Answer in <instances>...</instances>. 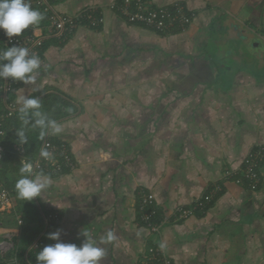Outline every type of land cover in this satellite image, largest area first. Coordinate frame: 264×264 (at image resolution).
Here are the masks:
<instances>
[{
	"label": "crops",
	"instance_id": "obj_1",
	"mask_svg": "<svg viewBox=\"0 0 264 264\" xmlns=\"http://www.w3.org/2000/svg\"><path fill=\"white\" fill-rule=\"evenodd\" d=\"M111 2L51 0L60 14L90 10L102 22L46 41L35 82L11 95L55 99L50 117L62 132L45 137L65 143L74 162L59 174L34 171L51 184L43 198L23 202L35 214L31 245L42 214L58 219L32 262L56 242L49 233L80 246L83 229L97 241L113 232L100 244L101 264H143L157 239L172 264H264V160L255 188L223 178L264 147V0H149L194 13L184 30L168 33L128 23ZM216 185L203 210L176 217ZM139 191L153 194L158 237L139 219ZM12 195L4 212L15 214Z\"/></svg>",
	"mask_w": 264,
	"mask_h": 264
},
{
	"label": "built area",
	"instance_id": "obj_2",
	"mask_svg": "<svg viewBox=\"0 0 264 264\" xmlns=\"http://www.w3.org/2000/svg\"><path fill=\"white\" fill-rule=\"evenodd\" d=\"M31 7L44 14V19L38 25H30L19 36H13L11 40L0 29V52L11 46H20L29 49V53L36 54L43 64L42 53L46 41L61 42L71 36L80 25L86 24L88 27H97L102 22V17L93 14L90 10H84L74 15H65L57 12L51 0H27ZM110 8L117 11L128 23L136 24L158 33H168L174 30L182 31L190 23L194 16L192 11L187 10L183 5L176 2L171 6H152L149 0H112ZM39 68V69H40ZM23 82L12 80L11 78H0V169L4 159L3 139L6 137L9 120L19 111L20 105L12 98L14 89ZM47 148L52 154L50 159L40 156L41 149ZM23 148L18 150L22 158L21 163L30 162L33 165V172L41 170L45 173L59 174L69 170L74 166L68 146L63 142H53L44 137L40 142L34 158L25 161ZM264 160V147L259 145L252 149L243 161V167L234 176L226 173L224 179H232L235 183L245 182L250 188H255L259 181L258 169ZM220 186H213L207 193L194 202L191 208H178L176 217L183 219L195 210H203L218 192ZM12 192L5 186L0 178V212L13 209ZM154 197L152 193L139 191L137 200V211L141 222H143L154 236L159 235L162 222L157 220V210L153 206ZM57 214H42L41 228L32 245L21 256L16 254L14 235L6 232L0 240V264H37L32 262L29 253L40 241L41 236L56 222ZM18 224L22 223L17 218ZM143 264H172L171 258L162 247L159 239L151 242L143 256Z\"/></svg>",
	"mask_w": 264,
	"mask_h": 264
},
{
	"label": "clouds",
	"instance_id": "obj_3",
	"mask_svg": "<svg viewBox=\"0 0 264 264\" xmlns=\"http://www.w3.org/2000/svg\"><path fill=\"white\" fill-rule=\"evenodd\" d=\"M43 19L44 14L33 9L27 0H0V29L4 30L10 40L13 36L19 37L30 25H38ZM40 66V58L34 53L30 54L29 49L25 47L14 45L0 52V78H11L31 84L35 82ZM17 102L21 105L19 112L23 125L28 126L30 117L34 118L32 126L41 130V138L47 134L62 132L55 120L40 111L39 98L26 97L21 89ZM16 136L21 145L28 143L24 128L18 129ZM51 155L47 148L41 149L42 158L50 159ZM19 171L21 177L15 184L18 197L24 201H32L36 197L43 198L42 193L50 187V179L43 174L34 175L30 162L23 163ZM80 234L86 239L77 246L75 243L62 242L59 230L49 233L48 238L56 242L44 246L36 254L37 264H101L102 259L107 256V250L100 244L113 241V232L109 230L99 241L94 239L89 231L82 229Z\"/></svg>",
	"mask_w": 264,
	"mask_h": 264
},
{
	"label": "rangeland",
	"instance_id": "obj_4",
	"mask_svg": "<svg viewBox=\"0 0 264 264\" xmlns=\"http://www.w3.org/2000/svg\"><path fill=\"white\" fill-rule=\"evenodd\" d=\"M42 112V110H40ZM43 113V112H42ZM20 114V113H19ZM9 122H11L9 120ZM32 123H34V118L30 117V124L28 126H24L22 120L20 119V116H17V119H14L13 125L17 126V128L21 129L24 128L25 133L28 137V142L34 141L35 138H32L33 133H36L38 131V127H33ZM40 131L36 133L38 135ZM30 145V144H29ZM23 147L19 144H14L13 147L11 148L12 151L15 153L17 152L18 157L19 156L18 150H21ZM25 148H23L24 150ZM34 149V148H33ZM33 149L30 148V152H33ZM27 149L24 150V154L28 153L26 152ZM25 161H28L27 159H24ZM22 165V163H21ZM20 168L19 167L16 172H13L11 174H7L8 177V182L7 184H10L9 188H11V192L14 194L15 201H16V213L13 214L11 212H2L0 213V240L2 239V236L6 233V231L13 232L15 237L13 238L15 248L19 254H22L24 249H28V247L31 245L32 237L31 234H29V228L33 224L32 222L34 221V212L29 211L26 203H23L24 200L20 199L17 195L16 189H15V184L17 180L21 177L20 173ZM3 183L5 184V181L3 180V177L1 178ZM6 184V185H7ZM27 205V206H26ZM34 214V215H33ZM17 218H20L22 220V223L18 225ZM15 229L17 231H15ZM19 232V233H18Z\"/></svg>",
	"mask_w": 264,
	"mask_h": 264
},
{
	"label": "trees",
	"instance_id": "obj_5",
	"mask_svg": "<svg viewBox=\"0 0 264 264\" xmlns=\"http://www.w3.org/2000/svg\"><path fill=\"white\" fill-rule=\"evenodd\" d=\"M67 39V38H66ZM65 39V40H66ZM63 42V41H62ZM40 99V98H39ZM48 98H43V99H40V102H41V108L40 110H42V112L44 114H46L50 119H53L55 120L56 118H53V117H50V115L53 113L54 109H55V106L53 103H56L55 102V99L53 101H49L47 102ZM53 102V103H52ZM20 112L18 111L12 118H11V122H9V124L7 125V128L5 129L6 131V137L3 139V145H4V149H5V152H4V159L2 161V166H1V169H0V178L3 177V180L5 181V186L7 188H9L10 184H7L8 182V177H7V174H11L13 172H16V170L21 167V161H20V158L18 157L17 155V152H13L12 151V147L14 144H19L21 145L19 142H18V138L16 136V131L18 130L17 126L13 125V122H14V119L16 120L17 119V116H20L19 114ZM63 116V114H62ZM61 116V117H62ZM20 129V128H19ZM38 131H41L39 128H37ZM36 131V133L38 132ZM36 133H33L32 135V138H35L34 141H31V142H28L27 144H23L21 145L23 148L27 149L26 154H24V156L26 157V159L29 161L31 160L32 158L35 157L36 153H37V148L40 144V142L42 141L43 138H41L40 136V133L38 135H36ZM50 140V139H49ZM51 141V140H50ZM30 144V145H29ZM30 148H34L33 149V152H30ZM24 149V150H25ZM48 174V173H46ZM7 184V185H6ZM10 189V188H9Z\"/></svg>",
	"mask_w": 264,
	"mask_h": 264
}]
</instances>
